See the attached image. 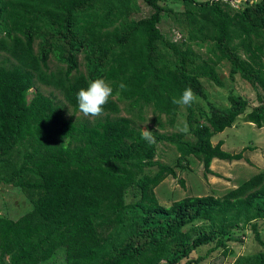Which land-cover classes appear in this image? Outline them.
<instances>
[{
	"label": "trees",
	"instance_id": "trees-1",
	"mask_svg": "<svg viewBox=\"0 0 264 264\" xmlns=\"http://www.w3.org/2000/svg\"><path fill=\"white\" fill-rule=\"evenodd\" d=\"M162 1L143 0L149 12L136 17L138 0H0V182L19 186L32 203L17 217L0 214V264H37L60 246V264H198L190 252L210 242L226 250V239L246 224L264 245L257 232L264 168L221 195L164 204L154 189L189 155L205 172L215 157L241 158L243 150H225L211 136L244 111L264 126V0H175L178 9ZM164 12L173 34L161 29ZM51 56L60 63L54 68ZM222 61L229 79L239 75L255 89L249 110L233 92L227 106L208 99L201 77L223 86ZM96 78L113 94L92 119L66 116L40 90L28 96L36 82L52 85L79 110L77 92ZM189 87L207 107L172 102ZM146 106L156 120L183 113L192 137L149 126L156 142L148 145L140 136ZM159 142L174 145L173 162L155 157ZM231 264H264V250Z\"/></svg>",
	"mask_w": 264,
	"mask_h": 264
},
{
	"label": "rangeland",
	"instance_id": "rangeland-1",
	"mask_svg": "<svg viewBox=\"0 0 264 264\" xmlns=\"http://www.w3.org/2000/svg\"><path fill=\"white\" fill-rule=\"evenodd\" d=\"M235 5L243 4L242 0H231ZM142 5V10L134 13L136 17L145 15L149 12V7L143 5V0H138ZM175 9L181 8L178 1L164 0L162 1ZM161 29L167 33H175L176 25L171 17L165 12L162 15L160 23ZM205 55V48H197ZM6 53L0 51V61L5 59ZM79 57V68L84 70L82 54ZM54 57H50L49 66L54 68L58 66ZM220 76L223 79V86L217 85L208 77H201L202 83L206 88L208 99L219 106H227L229 104L228 94L230 92L240 94L248 99L249 110L250 106L257 103L255 89L247 80L237 75L235 80L228 77V62L222 61L218 64ZM35 90H40L46 94H50L59 102L66 116L72 118L85 117L79 110H74L72 105L68 103L61 91L52 85H46L36 82L30 88L28 96L30 97ZM196 95V94H195ZM197 102L207 107L206 100L196 95ZM121 114H127L124 109V104L121 102ZM181 109V108H180ZM183 110V109H181ZM245 112L239 114L235 121L226 126L221 131L215 132L211 136V140L215 143L218 139H222V148L232 152L242 151L243 156L238 159H222L215 157L212 159L209 168L212 172H205L202 163L193 155H189L187 160L183 161L182 166L176 167V175H166L155 187L156 195L160 202L169 204L173 199L179 198L185 194H205L211 193L221 195L229 187L235 186L242 179L250 176L257 170L264 168V126H257L253 122L245 118ZM143 114L145 119L140 122L142 129L145 127H156L161 130L171 131L179 130L184 126L185 117L183 113H179L172 118H167L161 114L159 119L149 106H146ZM92 119L93 117H85ZM186 136L192 137L189 133ZM176 156L174 145L168 142H159L156 149V158L165 162H173ZM247 158V160L245 159ZM154 170L155 166L147 168ZM130 199L129 194L127 200ZM32 203L26 197V194L19 186L10 183L0 182V214L17 217L31 207ZM258 234L264 241V218L257 219ZM235 239H226V250L223 246H215L214 242L202 244L190 252L189 257H200L198 264H208L216 262L217 264H231L237 255L253 253L259 250H264V245L255 237V232L246 224L243 227L234 229L232 233ZM64 246L58 247L55 252L47 259H44L37 264H60L64 260ZM185 258L182 259L184 261Z\"/></svg>",
	"mask_w": 264,
	"mask_h": 264
},
{
	"label": "clouds",
	"instance_id": "clouds-1",
	"mask_svg": "<svg viewBox=\"0 0 264 264\" xmlns=\"http://www.w3.org/2000/svg\"><path fill=\"white\" fill-rule=\"evenodd\" d=\"M121 89H125L126 85L121 83ZM113 94V88L101 78L90 80L86 88H81L76 94L78 109L85 117H99L103 114L104 106L108 103L109 98ZM197 101V97L192 89L186 88L178 98H173V103L182 107H190ZM181 133L189 132L188 125L185 123L182 128H179ZM141 139L148 145H153L155 136L153 131L145 127L140 133Z\"/></svg>",
	"mask_w": 264,
	"mask_h": 264
}]
</instances>
